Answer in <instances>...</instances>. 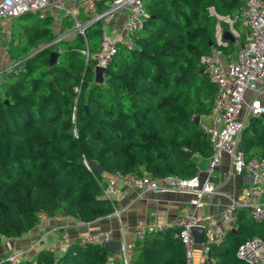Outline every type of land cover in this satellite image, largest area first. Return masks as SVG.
<instances>
[{
	"label": "trees",
	"instance_id": "1",
	"mask_svg": "<svg viewBox=\"0 0 264 264\" xmlns=\"http://www.w3.org/2000/svg\"><path fill=\"white\" fill-rule=\"evenodd\" d=\"M142 3L148 14L134 46L111 56L101 82L93 80L94 59L83 51H91V37L99 39V20L85 26V45L78 32L57 37L51 14L24 11L12 18L7 53L15 66L0 84V240L28 231L39 212L87 221L112 211L113 200L102 195L108 174L185 178L197 171L196 154L208 158L209 135L192 115L208 114L215 84L199 57L215 46L235 52L234 40L216 43L215 13L234 15L243 0ZM40 40L46 45L35 49ZM238 145L245 158L264 157V113L248 117ZM233 214L225 235L205 243L211 264H247L235 255L237 245L253 235L264 239V215L255 220L244 206ZM178 231L173 225L136 239L130 264H184ZM109 255L105 243L74 239L58 255L39 248L18 264H106ZM0 264H9L3 254Z\"/></svg>",
	"mask_w": 264,
	"mask_h": 264
},
{
	"label": "built area",
	"instance_id": "2",
	"mask_svg": "<svg viewBox=\"0 0 264 264\" xmlns=\"http://www.w3.org/2000/svg\"><path fill=\"white\" fill-rule=\"evenodd\" d=\"M66 1H70V5H66ZM51 8L62 9L64 15L70 16L73 22L71 28L66 27L60 30L57 37L78 32L83 35L85 45V26L96 20L100 21L101 30L96 49L89 52L85 46L83 50L86 55L93 57V69L95 65L105 66L120 47L134 46V35L148 14L142 0H0V19L12 18L24 11L43 15L49 13ZM210 9L214 12L211 7ZM80 12L82 17L79 16ZM215 15L217 18L214 31L216 43H226L222 31L227 28L232 32V23L236 18L248 28V34L243 44L235 41L237 47L234 59L230 61L225 62L221 58L222 51L216 46L199 57L209 79L215 84L208 120L200 121L210 140V154L205 165L207 175L203 179H199L196 174L185 178L178 177L176 182L172 183L173 188L194 193V197L190 199L191 206L170 219L159 218L154 211H151L146 222L134 228L131 239L121 238L119 245L121 264H130L131 251L136 239L141 238L147 232L160 230V228L173 225L178 228L183 246L184 264L191 263L196 244L191 232L193 225L203 227L202 246L205 252L206 242L218 240L225 235L226 227L210 220L208 216H198L194 210L196 206L203 203V200L217 192V187L210 175L220 163L223 154L230 157L234 172H246L249 179L239 195L229 197L221 207L219 211L221 220L228 227L232 226L233 211L237 206L247 207L255 220H260L264 215V199L260 198L264 184V157L245 158L238 145L239 133L244 125V121L239 116L244 105V90L246 88L256 90L264 85V0H243V7L234 15L217 13ZM221 21L225 23L224 26ZM14 66L15 61H11L0 67V84L3 74L9 72ZM248 109L250 114L264 113V103L253 98L248 102ZM167 176L157 178L146 172L140 175L114 172L106 176L105 183L102 185V195L113 200V195L117 191L116 178L129 182L142 190H160L164 186L159 183V180ZM46 216L39 212V217ZM53 230L56 231V227H53ZM60 236L66 238L67 233L61 232ZM110 239L111 236L107 230L86 232L76 238L80 244H106ZM43 245L44 235L31 242L27 250L35 252ZM235 255L247 264H264V239L255 235L244 239L237 245ZM24 256L23 251L9 249L4 252L3 259L9 264H18ZM106 264H112V261L107 259Z\"/></svg>",
	"mask_w": 264,
	"mask_h": 264
},
{
	"label": "crops",
	"instance_id": "3",
	"mask_svg": "<svg viewBox=\"0 0 264 264\" xmlns=\"http://www.w3.org/2000/svg\"><path fill=\"white\" fill-rule=\"evenodd\" d=\"M69 2L66 1L65 4L70 5ZM58 10L60 9L51 8L48 13L53 17V28L56 33L60 31L59 26L61 25V18L59 25L55 24L54 21V11L58 12ZM12 18L4 19V27L1 28L0 34L6 29L10 36V29L7 27L9 25L7 24H10ZM237 21L239 22L238 26H234L232 23V32L235 33H232L228 29L232 35L234 34V43L235 41L238 42L237 37L247 39L248 34V28L239 19ZM61 26L63 27V24ZM9 36H7L4 45L0 44V67L12 61V58L7 53ZM224 39L226 40V38ZM234 54L235 52L232 54L222 52L221 58L227 62L234 59ZM243 95L244 105L239 112V116L245 123L251 115L248 109V102L253 98H257L264 103V85L259 86V89L256 90L246 88ZM203 120H208V114L202 117L199 116L198 121ZM195 156L198 162L195 174L199 179H203L207 175L205 170L207 158H203L198 154ZM177 178V176L168 175L160 179L159 183L164 186L160 190H142L129 182H124L122 179L116 178L115 186L117 191L113 195L112 211L87 221L80 220L62 212L52 216L39 217L36 223L21 235L13 238L2 237L0 240V254H4L9 249H14L23 251L25 255L24 259H33L36 251L27 250V247L31 242L44 235V245L42 248L52 250L55 255H58L77 236L95 230L109 231L111 236L110 240H117L120 245L122 237L126 240L132 238L134 228L139 224L145 223L151 211H154L159 218L170 219L191 206L190 199L194 197V193L180 188H173L172 183L176 182ZM210 178L215 183L217 192L212 193L207 199L203 200L201 205L196 206L194 209L195 213L198 216H208L210 220L221 223L227 228L228 225L221 220L219 211L228 201L229 197H237L239 195L241 189L247 185L249 176L246 172H234L231 167L230 157L227 154H223L220 163L212 170ZM260 198L264 199V184ZM53 227H56V231L53 230ZM61 232H66L67 237L61 238ZM107 259L111 260L112 264H121L119 247L114 251H110ZM211 263L212 259L204 251L202 242L196 243L190 264Z\"/></svg>",
	"mask_w": 264,
	"mask_h": 264
},
{
	"label": "water",
	"instance_id": "4",
	"mask_svg": "<svg viewBox=\"0 0 264 264\" xmlns=\"http://www.w3.org/2000/svg\"><path fill=\"white\" fill-rule=\"evenodd\" d=\"M222 34H223L224 38L229 39L231 41L234 40V36L232 35V33L228 29H226V28L223 29ZM55 56H56V51L51 50L49 52V61L52 62L54 60ZM103 70H104V66H102V65H95L94 66V76H93L94 81L101 82L103 80ZM192 119L195 122H198L199 114L192 115ZM177 150H178V152L182 153L185 156H189L191 154V151L187 150V149L178 148ZM91 165L96 172H99L101 170V166L99 164H97L96 162H92ZM191 232L193 234V237H194V240L196 243L202 242V240H203V227L201 225H193L191 227ZM105 245L109 251H114L119 247V241L109 240L106 242Z\"/></svg>",
	"mask_w": 264,
	"mask_h": 264
},
{
	"label": "rangeland",
	"instance_id": "5",
	"mask_svg": "<svg viewBox=\"0 0 264 264\" xmlns=\"http://www.w3.org/2000/svg\"><path fill=\"white\" fill-rule=\"evenodd\" d=\"M69 4H70V2H69ZM54 12H55L54 13V21H55V24H58L59 25V20H60L61 16H64V12L62 11V9L58 10V12L57 11H54ZM34 18H35L34 16L33 17L31 16L28 19H19L18 21L20 23H27V22L32 21ZM4 19H7V18H4ZM4 19L3 20L0 19V30H1L2 27H4ZM72 23H73L72 22V19L70 18V16L67 15L65 17V21L63 22V27L62 26H59V28H60L59 30L62 31L66 27L71 28L72 27ZM7 25H10V24H7ZM15 29H16V26H13L12 27V30H15ZM7 36H9V33H7V30L5 29V31L2 34H0V44L1 45H4L5 44V42L7 40ZM98 40H99L98 37H91L89 39V45H90V48H91V51L90 52H92L93 50L96 49V47H97L96 43L98 44ZM45 45H46V43L44 42V40H40V41H38L37 45L35 46V49L40 48V47L45 46Z\"/></svg>",
	"mask_w": 264,
	"mask_h": 264
}]
</instances>
